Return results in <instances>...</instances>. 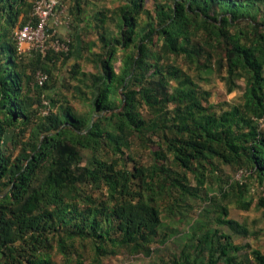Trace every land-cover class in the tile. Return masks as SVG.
Here are the masks:
<instances>
[{
    "label": "trees",
    "instance_id": "obj_1",
    "mask_svg": "<svg viewBox=\"0 0 264 264\" xmlns=\"http://www.w3.org/2000/svg\"><path fill=\"white\" fill-rule=\"evenodd\" d=\"M36 1L0 0V264L151 257L179 238L168 264H264L228 218L251 209L248 185L222 179L227 166L264 184V0H114L86 25L90 1L73 0L69 50L46 57L17 50ZM215 75L239 104L209 102ZM190 198L198 216L167 226Z\"/></svg>",
    "mask_w": 264,
    "mask_h": 264
},
{
    "label": "rangeland",
    "instance_id": "obj_2",
    "mask_svg": "<svg viewBox=\"0 0 264 264\" xmlns=\"http://www.w3.org/2000/svg\"><path fill=\"white\" fill-rule=\"evenodd\" d=\"M88 5L83 4L85 10L86 21L83 25H86L89 21L90 16L100 7H112L116 5L117 2L114 0H89ZM73 4V0H64V5L68 8ZM72 21L67 28L68 33H71ZM95 33L90 31L86 36V40H93L95 38ZM87 52H85L86 54ZM50 66H53L49 64ZM82 68L85 71L91 70L90 66L87 65L84 60H81ZM70 64L65 65L63 61H59L53 66V73L57 77L62 75L66 76V72H69ZM66 73V74H65ZM66 79L73 83L69 79V76H66ZM201 87L203 90H206L210 93L209 102L216 106L217 110L225 109L229 105L239 104L241 102L242 91L236 90L234 92L228 93L224 83L220 80L219 77L212 76L208 81L202 82ZM65 94L69 95L70 93L66 90L63 91ZM144 156L143 161L148 163L150 161V155L146 151H142ZM220 175V173H218ZM222 179L224 181L228 180L229 182H242L248 185L249 193H247V198H251L253 201L252 207L248 211H244L236 208L234 205H230L228 218L237 220L242 225H244L249 231L250 234L246 237L244 236H234V241L238 244L247 245L248 248L245 252H248L250 249H259L264 253V184L260 185L255 178H250L247 175L240 176L239 171H235L231 167L223 168ZM194 185L195 182L193 181ZM206 186H210L214 190L222 185L220 181L216 179H206ZM233 192V191H232ZM237 189L234 188V193L236 194ZM232 199V198H231ZM263 201V204L260 203ZM201 201L198 199H188L185 204H182V207H179L175 210L176 214L172 215L171 218L164 217L165 223L167 226H173L179 231H184L187 228L188 223L196 218L199 214ZM262 204V205H260ZM166 213H164L165 215ZM165 231V229H164ZM180 239V238H179ZM179 239L172 240L170 239L165 245H162L159 250L154 253L151 257H143L142 255L137 256H128L123 253H119L114 256L105 257L102 259L101 264H168L169 260L172 258L174 253H177L183 244ZM154 247H158L156 244ZM89 250V248H88ZM59 264H64L62 262V257H55ZM82 264H98L94 262L92 255L89 252L83 254L81 260ZM66 264V263H65ZM74 264V263H73Z\"/></svg>",
    "mask_w": 264,
    "mask_h": 264
},
{
    "label": "built area",
    "instance_id": "obj_3",
    "mask_svg": "<svg viewBox=\"0 0 264 264\" xmlns=\"http://www.w3.org/2000/svg\"><path fill=\"white\" fill-rule=\"evenodd\" d=\"M33 20L29 21L17 32V50L21 53L37 51L42 57L49 52L62 53L69 50L70 33L59 35L61 26L69 28L71 23L67 8L62 0H37L34 3L32 13ZM48 81L46 74L37 75L38 86H43ZM42 114H47L49 102L44 101ZM259 127L264 129V116L255 119ZM244 176L243 171H239Z\"/></svg>",
    "mask_w": 264,
    "mask_h": 264
},
{
    "label": "crops",
    "instance_id": "obj_4",
    "mask_svg": "<svg viewBox=\"0 0 264 264\" xmlns=\"http://www.w3.org/2000/svg\"><path fill=\"white\" fill-rule=\"evenodd\" d=\"M58 32H59L60 36H63L68 32V30L65 26H61V27H59Z\"/></svg>",
    "mask_w": 264,
    "mask_h": 264
}]
</instances>
